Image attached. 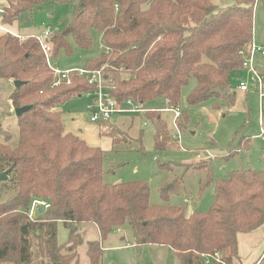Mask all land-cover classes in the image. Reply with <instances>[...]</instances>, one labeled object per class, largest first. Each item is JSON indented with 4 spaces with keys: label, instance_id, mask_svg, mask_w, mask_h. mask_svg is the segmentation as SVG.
Masks as SVG:
<instances>
[{
    "label": "trees",
    "instance_id": "1",
    "mask_svg": "<svg viewBox=\"0 0 264 264\" xmlns=\"http://www.w3.org/2000/svg\"><path fill=\"white\" fill-rule=\"evenodd\" d=\"M255 1L219 7L212 0H10L1 21L11 24L47 2L72 4L63 27L49 36L52 55L63 50L70 56L71 41L90 49L91 31H97L102 50L84 68L91 72L105 65L104 83L118 101L143 104L162 97L179 107L182 88L193 78L188 105L209 99L231 105L235 94L227 88L232 73L242 69L241 52L253 41ZM53 78L36 37L0 34V79L11 84L7 101L13 115L15 108L30 106L16 117L17 140L0 126V167L13 174L14 190L0 202V264H78L76 247L85 225L95 226L101 240L116 228H129L136 245L168 247L178 264H232L237 235L264 224V169L215 176L210 159L202 161L196 168L205 173L204 185L213 184L207 211L186 215L182 205H152L144 181H104L103 151L64 132L56 108L94 90L87 77L73 72L69 84L52 87ZM13 81L21 84L15 87ZM180 111L176 125L181 131L189 117ZM161 113L144 112L155 126V152L177 146ZM106 128L109 136L117 132ZM249 148L250 137L242 138L239 149ZM179 182L162 187L163 200ZM35 200L48 207L42 213L35 209L30 218ZM59 221L68 229L63 244L57 242ZM86 254L90 264H102L101 241H89Z\"/></svg>",
    "mask_w": 264,
    "mask_h": 264
},
{
    "label": "rangeland",
    "instance_id": "2",
    "mask_svg": "<svg viewBox=\"0 0 264 264\" xmlns=\"http://www.w3.org/2000/svg\"><path fill=\"white\" fill-rule=\"evenodd\" d=\"M212 2L224 7L232 4L233 0ZM72 10V4L47 2L40 9L34 8L30 14H23L20 19L10 24L11 27H6L17 35L37 38L43 34L46 27L60 30ZM4 33L7 32L0 31V34ZM91 36L90 49H82L70 40L72 54L68 56L61 50L56 57L51 55V64L60 70L84 68L86 60L97 57L102 50L100 34L92 30ZM253 42L256 45H264V0H256L254 4ZM253 65L264 75V57L256 54ZM241 76L247 83L250 82L245 69L236 70L231 75L228 92L234 91V80ZM194 85L195 80L191 78L181 91L179 107L186 111L189 117L188 123L181 131L175 127L173 113L164 111L163 108L168 107L164 101L149 100L139 104L141 108L150 110H157L154 109L156 107L163 109L161 116L166 122L173 143L177 144L176 147L164 151H154L152 137L155 126L143 112L121 114L122 116L117 117L118 127L112 125L111 121L112 128H119L112 137L103 133L106 132L107 126L103 130L101 123L89 120L91 110L88 105L92 103L93 95L89 93L75 95L57 108H60L64 132H70L88 145L99 147L103 151V168L106 171L104 181L119 183L142 180L149 187L150 204L182 205L185 214L188 215L194 209L207 211L213 200V184L204 185L205 173L196 168L202 161L210 159L209 165L215 176H224L227 172L240 168L264 169V142L256 137L261 129L259 112L264 115V99H259L257 92L251 90L246 95L237 92L231 105L220 99H209L199 104L188 105L186 97ZM10 89L11 84L0 79V126L8 130L11 140L15 141L18 138L16 116L13 115L11 105L7 101ZM213 103H217L216 106ZM173 135L178 137L173 138ZM245 137H250V148L240 150L239 141ZM2 139L3 135L0 132V140ZM228 153L230 154L227 155ZM2 171H6L5 167H0V172ZM7 175V180L0 181V202L10 199L14 193L13 174ZM175 179L180 180L177 191L170 193L167 201L163 200L162 187ZM259 232L264 236V228ZM81 236L83 240L76 247L78 264H90L86 254L87 244L95 240L101 241L102 264H178L168 247L136 245L129 228H116L101 240L95 226L85 225L81 229ZM67 240L68 229L59 221L57 242L63 244ZM243 246L232 264H264V239L253 246L256 248L253 254L247 251L248 245Z\"/></svg>",
    "mask_w": 264,
    "mask_h": 264
},
{
    "label": "built area",
    "instance_id": "3",
    "mask_svg": "<svg viewBox=\"0 0 264 264\" xmlns=\"http://www.w3.org/2000/svg\"><path fill=\"white\" fill-rule=\"evenodd\" d=\"M10 0H0V31L10 33L16 37L19 35L10 32L8 28L2 23V15L5 9L8 7ZM52 33V29L46 27L43 31V34L37 37V41L39 46L45 56L47 66L53 73V81L51 86H58L60 84H69L70 83V74L75 72L79 77L86 76L89 84L94 86V90L89 91L88 93L93 95V101L88 108L91 110V115L89 120L91 122L101 123L103 125V130L105 126L110 127L111 121L115 115H119L121 113H136V112H145L147 109H143L131 99H127L124 101H118L116 98L112 96L110 93V87L104 83L105 75L100 70H95L88 72L85 68L81 69H68V70H60L56 68L50 62V57L52 53L51 43L49 41V36ZM242 69L247 71L250 82L242 80L238 83L237 89L241 92L248 91H256L259 99H264V75L262 72L257 70L253 65V58L256 54H259L261 57H264V45H256L253 41L249 44V46L244 49L242 52ZM167 103V102H166ZM125 104V106H123ZM168 105V104H167ZM162 111V110H161ZM164 111H170L173 113V119L175 127L178 130L176 125V120L180 117L181 111L179 107H174L168 105L167 108H164ZM263 114L259 112V123L261 126L259 134L256 136L263 140L264 142V121ZM114 125V124H112ZM179 131V130H178ZM179 133V132H178ZM178 136L173 135V138H177ZM38 205H42L45 208L48 207V203L45 201L35 200L32 202L29 217L33 218L35 209H37ZM217 255V254H216Z\"/></svg>",
    "mask_w": 264,
    "mask_h": 264
},
{
    "label": "crops",
    "instance_id": "4",
    "mask_svg": "<svg viewBox=\"0 0 264 264\" xmlns=\"http://www.w3.org/2000/svg\"><path fill=\"white\" fill-rule=\"evenodd\" d=\"M5 26H8V27H11L10 26V24H5ZM13 27V26H12ZM19 36H21V37H28V36H22V35H19ZM242 70V69H241ZM242 80H244V81H246V79H244L243 78V76H241L239 79H237V80H234V83H233V88H234V91H233V93L236 95L237 94V92H239V93H241L242 95H246L248 92H250V91H248V92H241V91H239L238 89H237V85H238V83L240 82V81H242ZM157 101H164V100H158L157 99ZM165 102V101H164ZM123 106H125V104H123ZM58 109V111L60 112V108H56V110ZM143 109H147V108H143ZM154 109H157V110H163L161 107H156V108H154ZM121 114H124V113H121ZM121 114H119V115H115L114 117H113V119H112V121H113V124H115L117 127H118V125L116 124L117 123V121H118V119H117V117L118 116H122ZM124 124V123H123ZM117 129H119V128H117ZM118 131V130H117ZM120 132L122 133V135H124V133L120 130ZM257 136V135H256ZM227 159V158H226ZM264 228V224L262 225V226H260L259 228H257L256 230H254V231H252V232H250V233H239L238 235H237V253L239 252V253H241L240 251H241V248L242 247H244L243 246V244H246V245H248L247 246V251L249 252V253H254L255 251L254 250H256V248L254 247L253 248V246H255L256 244H259V242L260 241H262V239H264V236H263V234L261 233V232H259L261 229H263ZM253 251V252H252ZM256 263H257V261H256Z\"/></svg>",
    "mask_w": 264,
    "mask_h": 264
},
{
    "label": "water",
    "instance_id": "5",
    "mask_svg": "<svg viewBox=\"0 0 264 264\" xmlns=\"http://www.w3.org/2000/svg\"><path fill=\"white\" fill-rule=\"evenodd\" d=\"M20 84H21L20 81H13V85L15 87H18ZM158 100H163V99H162V97H159ZM29 109H30V106H23V107L15 108L14 109L15 116L19 117L22 113L26 112ZM7 179H8L7 171L0 172V181H4ZM37 210L39 213H42L44 210V207L42 205H38Z\"/></svg>",
    "mask_w": 264,
    "mask_h": 264
}]
</instances>
